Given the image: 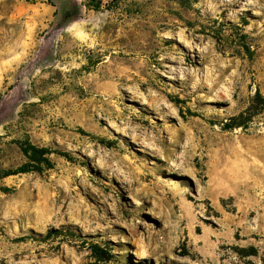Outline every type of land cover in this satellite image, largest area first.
<instances>
[{
    "label": "rangeland",
    "instance_id": "obj_1",
    "mask_svg": "<svg viewBox=\"0 0 264 264\" xmlns=\"http://www.w3.org/2000/svg\"><path fill=\"white\" fill-rule=\"evenodd\" d=\"M263 174L264 0H0V264H264Z\"/></svg>",
    "mask_w": 264,
    "mask_h": 264
},
{
    "label": "trees",
    "instance_id": "obj_2",
    "mask_svg": "<svg viewBox=\"0 0 264 264\" xmlns=\"http://www.w3.org/2000/svg\"><path fill=\"white\" fill-rule=\"evenodd\" d=\"M21 150L27 161L12 172H7L3 178L10 176L24 175L29 173H43L45 170H51L54 164L51 160V155L57 154L68 158L67 154L53 151L49 148H40L29 142L21 144ZM4 191H8L5 189Z\"/></svg>",
    "mask_w": 264,
    "mask_h": 264
},
{
    "label": "bare ground",
    "instance_id": "obj_3",
    "mask_svg": "<svg viewBox=\"0 0 264 264\" xmlns=\"http://www.w3.org/2000/svg\"><path fill=\"white\" fill-rule=\"evenodd\" d=\"M264 175V174H263ZM246 176V175H245Z\"/></svg>",
    "mask_w": 264,
    "mask_h": 264
}]
</instances>
